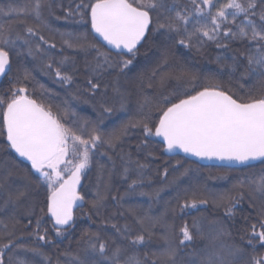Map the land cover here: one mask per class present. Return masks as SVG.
<instances>
[{
	"label": "snow or ice",
	"instance_id": "obj_1",
	"mask_svg": "<svg viewBox=\"0 0 264 264\" xmlns=\"http://www.w3.org/2000/svg\"><path fill=\"white\" fill-rule=\"evenodd\" d=\"M61 19L84 30L53 27L52 21ZM156 34L197 52L209 42L233 52L229 67L234 73L239 71L240 80L254 81V86L245 90L244 84L230 79L225 87L213 77L200 85L196 73L173 65L167 50L150 74H138L131 86L122 84L121 79H127L135 65L140 46ZM98 38L107 50L99 46ZM233 42L245 50L231 49ZM66 50L84 54L82 81L77 79L75 56L63 55ZM163 68L170 70L164 72ZM36 69L86 94L96 119L80 116L67 101L56 104L55 110L51 104L37 102L28 88ZM3 79L10 87L0 93V137L4 138L0 152L15 153L30 167L21 174L0 159V213L6 214L0 218V264H35L29 255L41 258V264H61L60 256L53 259L44 248L55 246L53 236L62 239L70 234L78 219L74 208L82 209L86 203L82 215L89 220L97 217L101 228L85 232L74 253H61L65 264H264V167L235 178L226 192L213 193L206 186L199 195L189 196L188 189L177 192L171 220L167 207L159 216L132 206L108 212L110 201L123 209L126 198L151 186L145 171L148 164L122 151L124 139L133 130L142 134L137 152L149 149L155 142L152 138L157 137L169 154L179 150L229 166H264V0H188L184 6L175 0L167 4L165 0H25L20 7L0 6ZM172 80L177 86L171 93L147 94L151 89H165ZM40 89L41 96L57 98L43 85ZM74 98L79 96L74 94ZM133 101L135 115L119 128L105 131L108 118L117 113L129 116ZM118 148L119 171L109 155ZM101 156L113 161L112 168L105 169L96 161L95 190L92 199L86 200L79 190L84 187L82 178L89 176L94 158ZM149 157L155 159L151 151L145 159ZM180 166L176 161L175 167ZM190 171L196 169L186 168L181 175ZM20 175L23 189L13 188L12 178ZM162 175L168 177L167 168ZM114 178L127 183L124 193L113 192ZM41 190L42 200L31 195L33 191L39 195ZM162 190L138 194L158 199ZM245 200L255 219L250 222L249 216L241 215L243 228L234 236L238 209L242 211ZM209 203L223 209L222 217L210 226L205 225L204 216L176 224L177 216L190 215ZM125 214L133 218L138 230L115 222ZM49 222L50 228L46 226ZM109 227L114 235L105 238L101 232ZM154 239L161 242L156 250L151 248Z\"/></svg>",
	"mask_w": 264,
	"mask_h": 264
},
{
	"label": "trees",
	"instance_id": "obj_2",
	"mask_svg": "<svg viewBox=\"0 0 264 264\" xmlns=\"http://www.w3.org/2000/svg\"><path fill=\"white\" fill-rule=\"evenodd\" d=\"M172 0H165V3H171ZM180 6L188 4V0H175ZM224 2V0H220ZM25 3V0H0V6L7 8L8 5L14 7H20ZM13 18H15L13 16ZM23 19V17H21ZM53 27L59 28L61 31L64 30H79L83 31L84 28L81 25L75 24L72 21L53 20ZM57 42V51H59V37H56ZM104 50H107L102 44L99 43ZM230 48L233 50L244 51L245 48L239 42L230 43ZM169 51L173 57V65H182L188 70L197 74L199 79V84L203 85L206 82L207 77H213L216 81L224 83L225 87L228 86V82L231 79L233 83L239 81V83L244 84L245 90L254 86L255 82L251 80H240L239 71L233 72L229 67L232 64L231 56L233 52L225 51L223 49H218L214 43H207L202 51L197 52L195 49H187L182 46L175 45L174 42H166L162 36L156 34L152 37L151 41L144 43L140 46V54L135 62V65L131 68V71L128 72V78H122V84L126 86H131L132 80L140 73L150 74L158 61L160 60L161 55L165 51ZM146 53V55H145ZM63 55L75 56L77 61V68L79 69V75L77 79L82 81L84 79V54H76L71 50H66ZM217 57H222L220 61L217 60ZM59 56H56V59H59ZM91 59V57H89ZM27 67L33 69V64L28 63ZM169 68H163L162 71L167 72ZM35 80L28 85L29 93L33 94V98L37 102H42L45 105L51 104L53 110H55L56 104H61L63 101H67L68 106L71 109H74L80 116L88 117L92 120L96 119V112L92 108V102L90 98L83 92H77L76 86L68 87L62 85L54 80L50 76L43 75L38 69L33 70L32 72ZM159 75L157 76V80ZM40 85H43L45 89L51 90V92L57 94V98H49L47 96H41ZM177 82L175 80L169 81L165 89H151L148 90L147 94L149 95H158L160 91H164L166 94L171 93L174 88H176ZM10 87L7 79H3L0 82V93L6 91ZM35 90V91H34ZM199 90V88H197ZM74 94L79 96V99L74 98ZM194 94V93H192ZM88 100V103L85 101ZM173 102H178L174 100ZM135 115V102L133 101L132 111L129 113V116H124L123 114L117 113L116 115L108 118L105 121L106 128L105 131H112L113 129L119 128L121 124L125 123L130 116ZM142 139V134L140 130H133L128 137L124 139L122 145V151L127 153L131 152L133 159H139L142 163L148 164V168L145 170L146 173L151 177V186H146L142 189H137V193L126 198L124 202L123 209L118 208L113 205L111 201L109 202L108 212H117L124 211L128 207H138L143 211L147 212L151 216H159L163 213L166 207L169 209V219H172V213L170 209L175 206L176 200L174 197L177 192L183 194V189H188V195L193 194L199 195L204 186L207 187L213 193L226 192L232 188V185L235 183V178L244 175L245 173L258 172L262 165L257 164L255 168H221V167H205L193 161H190L182 156H169L166 152L163 151V145L158 141L156 137H153L152 140L154 143L150 144L149 149L137 152L136 145ZM4 138L0 137V145H2ZM151 151L155 159L147 156V152ZM121 148H118L115 153L109 152V155L113 157L115 162L116 170L119 171L122 169V162L119 159V153ZM0 159L7 160L8 163L19 169L20 173L23 174L27 171L30 165L27 162H22L21 158H18L15 153L4 154L0 152ZM98 160L100 165H103L105 169L112 168L113 161H110L107 156H101L94 158L92 172L87 178H82L83 188L79 189L82 195H85L86 200H91V193L95 190L96 183V168ZM176 161L181 162V166L177 169L175 167ZM168 169V177L165 179L163 177L164 169ZM196 169V171H190L188 175L182 176L181 173L184 169ZM227 176L229 179L223 180L218 179L217 177ZM131 178H135L133 175ZM173 178H178L175 184H169ZM32 180H35L36 177L32 176ZM130 182V180H129ZM24 180L22 175L15 176L12 178L13 188L23 189ZM119 190L120 193H124L127 189V183L119 181L118 178L113 180V192ZM156 189H163L160 191L159 198H150L149 196H141L138 193L144 191L146 193H151ZM207 196V193H203ZM31 195L40 200L43 199V192L40 191V194L37 195L36 191H33ZM88 204L84 205V208H76L74 214L78 217L75 223V227L70 230V234L64 238H53L56 240L55 246H47L44 248V251L55 259L57 256H60L61 264H65V258L61 256V253L65 251L74 253L78 248L81 236L85 232L95 233L100 230V221L97 217H93L92 220L87 219L83 216L82 213L87 211ZM242 211L238 209L237 218L235 221L236 227L233 229V234L236 236V230L243 228V222L240 220V216H249L250 222L255 219L254 210H250L248 207V201L245 200L241 205ZM38 211V209H37ZM107 213H105L106 215ZM5 213H0V218H3ZM223 215V209L213 208L211 203L206 207H201L199 210H193L190 215H184L182 218L176 217V224H182L184 221L191 222L194 217L204 216L207 219L204 221L206 226H210L211 223ZM116 223L130 224L134 230H138V226L135 224L133 218L127 214L123 217H117ZM26 223V221H23ZM50 228V222L46 225ZM159 230L157 229V234ZM50 235H53L50 232ZM101 235L105 238L113 237V231L109 227L107 231H102ZM238 239V237H237ZM31 243V241H29ZM161 242L157 239H154L151 248L156 250L158 245ZM143 251V249H142ZM264 251V249H261ZM30 260H34L35 264H41V258L33 257L29 255L27 257Z\"/></svg>",
	"mask_w": 264,
	"mask_h": 264
},
{
	"label": "water",
	"instance_id": "obj_3",
	"mask_svg": "<svg viewBox=\"0 0 264 264\" xmlns=\"http://www.w3.org/2000/svg\"><path fill=\"white\" fill-rule=\"evenodd\" d=\"M98 40H99V43L104 46V42H102V40H100L99 38H98ZM0 82H1V80H0ZM157 139L160 142L161 138H157ZM166 154L169 155V156H172V157L173 156H182V157H184V158H186V159H188L190 161H193V162L198 163V164H200L202 166H205V167H221V168H231V169L242 168L241 166H229L227 163L221 162V161H218V160H200V159H198L196 157L184 154L182 151H179V150H178L177 154H169V153H166ZM75 209L76 208H74V211H75Z\"/></svg>",
	"mask_w": 264,
	"mask_h": 264
}]
</instances>
